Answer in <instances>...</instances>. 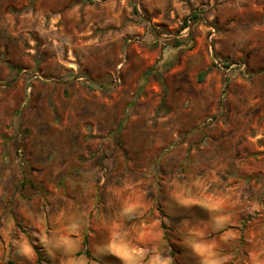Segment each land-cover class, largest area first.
<instances>
[{
	"label": "rangeland",
	"instance_id": "obj_1",
	"mask_svg": "<svg viewBox=\"0 0 264 264\" xmlns=\"http://www.w3.org/2000/svg\"><path fill=\"white\" fill-rule=\"evenodd\" d=\"M0 264H264V0H0Z\"/></svg>",
	"mask_w": 264,
	"mask_h": 264
},
{
	"label": "trees",
	"instance_id": "obj_2",
	"mask_svg": "<svg viewBox=\"0 0 264 264\" xmlns=\"http://www.w3.org/2000/svg\"><path fill=\"white\" fill-rule=\"evenodd\" d=\"M199 18H200V15H198V14H194V15H192V17H191V20H192L193 22H195V21H197ZM183 26H184V27H183V30H184V29L190 27L191 25H189L188 22H187V20H186V22L184 23ZM178 45H180V44L178 43ZM80 254H81V253H80ZM85 255H87L88 257L90 256V254H89L88 252H86Z\"/></svg>",
	"mask_w": 264,
	"mask_h": 264
},
{
	"label": "built area",
	"instance_id": "obj_3",
	"mask_svg": "<svg viewBox=\"0 0 264 264\" xmlns=\"http://www.w3.org/2000/svg\"><path fill=\"white\" fill-rule=\"evenodd\" d=\"M215 63H216L218 66H221V67H222V63H220V61H218V60L215 59Z\"/></svg>",
	"mask_w": 264,
	"mask_h": 264
}]
</instances>
